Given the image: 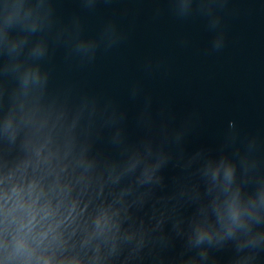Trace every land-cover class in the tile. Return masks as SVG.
Returning a JSON list of instances; mask_svg holds the SVG:
<instances>
[{
	"label": "water",
	"instance_id": "1",
	"mask_svg": "<svg viewBox=\"0 0 264 264\" xmlns=\"http://www.w3.org/2000/svg\"><path fill=\"white\" fill-rule=\"evenodd\" d=\"M0 264H264V0H0Z\"/></svg>",
	"mask_w": 264,
	"mask_h": 264
},
{
	"label": "clouds",
	"instance_id": "2",
	"mask_svg": "<svg viewBox=\"0 0 264 264\" xmlns=\"http://www.w3.org/2000/svg\"><path fill=\"white\" fill-rule=\"evenodd\" d=\"M24 248V244L22 240H17L16 242V252L19 253Z\"/></svg>",
	"mask_w": 264,
	"mask_h": 264
}]
</instances>
